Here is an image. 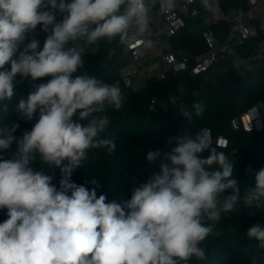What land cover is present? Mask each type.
I'll return each mask as SVG.
<instances>
[{"label": "clouds", "instance_id": "clouds-1", "mask_svg": "<svg viewBox=\"0 0 264 264\" xmlns=\"http://www.w3.org/2000/svg\"><path fill=\"white\" fill-rule=\"evenodd\" d=\"M202 2L208 6V0ZM153 3L0 0V101L12 99L17 76L51 77L16 106L26 121L38 115L30 130L17 138L18 121L0 127V211L7 216L0 222V264H185L205 258L200 245L222 213L238 212L241 202L264 207V167L246 169L254 173L255 186L241 197L233 163L199 134L169 137L167 143L177 145L170 153L148 151L144 159L150 165L163 157L171 166L160 163V171L133 188L122 204L98 196L96 180L91 189L71 181L89 149L115 150L114 140L102 137L110 124L105 113L108 107L119 111L125 96L118 82L90 75L83 48L69 44L117 37L127 43L148 29ZM40 32L46 34L42 48L36 38ZM143 44L151 47L152 41ZM193 109L202 115L201 104ZM191 115L182 113L185 119ZM205 150L210 154L202 158ZM34 162L60 169L59 190L50 175L34 169ZM246 236L264 249V224H252Z\"/></svg>", "mask_w": 264, "mask_h": 264}, {"label": "trees", "instance_id": "trees-1", "mask_svg": "<svg viewBox=\"0 0 264 264\" xmlns=\"http://www.w3.org/2000/svg\"><path fill=\"white\" fill-rule=\"evenodd\" d=\"M219 1L226 11L247 6V0ZM204 6L202 1L194 4L200 9ZM61 18L57 17L58 20ZM190 25L191 21L187 20L186 27L171 38V43L178 50L188 49L193 55L202 54L207 51V45L202 34H195ZM212 28L220 40L225 38L226 23H218ZM36 31H40V26ZM45 37L43 32L36 37L41 48ZM257 41L250 39L232 49L225 59L215 62L206 72L198 75L183 73L163 81L153 79L136 90L125 89L120 77V71L129 63L125 52L128 42L120 43L118 37L113 41L103 39L94 45H87L83 40L76 41L80 47L88 48L83 53L85 70L106 83L118 82L125 102L119 111L108 107L105 113L110 124L102 137L114 140L115 150L110 153L107 148L89 149L87 160L73 172L71 181L91 189L95 186L90 182L96 180L100 184L98 196L103 194L107 197L106 202L122 204L131 198L133 188L160 171V163L171 166V162L163 157L155 166L150 165L144 159L148 151L163 149L170 153L177 145L175 141L169 145V137L195 136L209 128L215 139L222 136L228 140L226 148L214 145L211 149L225 153L233 163L232 178L238 181L243 197L247 188L255 186L254 173L246 174V169L251 166L258 171L264 167V132L234 130L231 121L240 118L251 106L264 103V59L256 57ZM94 48L97 50L92 52ZM79 74L78 71L74 75ZM50 79L45 77L31 81L30 77L17 76L12 99L0 101V127L18 121L17 138L25 130H30L38 115L30 122L26 121L19 117L16 106L21 99L27 98L35 85ZM170 97L175 98V103ZM153 98L158 100L156 111L150 110ZM196 103L203 106L200 116L194 113L193 105ZM184 110L192 113L190 119L182 116ZM15 148L14 143L11 151ZM209 154V150L203 151L200 156L207 158ZM32 166L50 175L53 185L59 190L62 175L58 167L39 162H34ZM217 167L213 165L212 169ZM230 192L228 190L224 195ZM237 207L238 212L221 214L214 232L200 245L205 251V258L199 260L193 257L185 264H264V249L246 236V230L252 224H264V207H247L242 202ZM5 219L6 210L0 211V222Z\"/></svg>", "mask_w": 264, "mask_h": 264}, {"label": "built area", "instance_id": "built-area-1", "mask_svg": "<svg viewBox=\"0 0 264 264\" xmlns=\"http://www.w3.org/2000/svg\"><path fill=\"white\" fill-rule=\"evenodd\" d=\"M202 0H171L170 5L155 1L149 13V25L143 34H135L126 46L128 65L120 71L125 89H138L141 84L156 79L166 80L183 73L198 75L210 69L215 62L225 59L230 51L241 46L247 40L257 39V58L264 59V0H247V7L224 10L219 0L208 2L203 8L194 7ZM202 15L206 29L202 37L207 51L193 55L188 49H176L171 38L187 25V20H194ZM224 22L226 36L220 40L212 26ZM151 40L152 46L145 47L143 41ZM73 43V42H72ZM70 43L69 47L73 46ZM83 53L88 51L81 46ZM152 60L143 62L144 54L150 50ZM157 99L153 98L150 110L156 111ZM234 130L264 132V103L251 106L240 118L231 121ZM201 135L211 149L214 145L226 148L225 137L215 139L211 129H203ZM208 151V150H205Z\"/></svg>", "mask_w": 264, "mask_h": 264}, {"label": "crops", "instance_id": "crops-1", "mask_svg": "<svg viewBox=\"0 0 264 264\" xmlns=\"http://www.w3.org/2000/svg\"><path fill=\"white\" fill-rule=\"evenodd\" d=\"M247 7V6H246ZM243 8H245V7H243ZM191 21V28H192V30H193V32L195 33V34H202V32L206 29V26H205V24H204V20H203V17H202V15H199L198 17H196L194 20H190ZM197 29H202V31L200 32V33H198L197 32ZM95 49V48H94ZM145 55V54H144ZM143 62H148V61H146L145 59H144V57H143ZM141 86L143 87L144 86V84H141Z\"/></svg>", "mask_w": 264, "mask_h": 264}, {"label": "rangeland", "instance_id": "rangeland-1", "mask_svg": "<svg viewBox=\"0 0 264 264\" xmlns=\"http://www.w3.org/2000/svg\"><path fill=\"white\" fill-rule=\"evenodd\" d=\"M202 31V29H197V32L198 33H200ZM73 46H76V47H80V43L79 42H73ZM97 50V48H95V49H92L91 51L92 52H95ZM150 51H151V49L150 50H148V53H146L145 55H144V59L146 60V61H148V63H150V61L152 60V56H151V54H149L150 53Z\"/></svg>", "mask_w": 264, "mask_h": 264}]
</instances>
